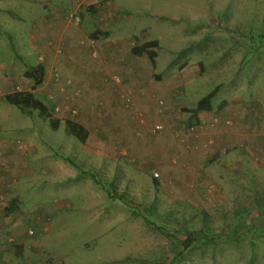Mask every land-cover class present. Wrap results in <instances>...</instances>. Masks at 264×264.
I'll return each mask as SVG.
<instances>
[{
  "label": "rangeland",
  "instance_id": "1",
  "mask_svg": "<svg viewBox=\"0 0 264 264\" xmlns=\"http://www.w3.org/2000/svg\"><path fill=\"white\" fill-rule=\"evenodd\" d=\"M111 2L122 24L128 25L121 34L158 41L153 50L154 73L165 78L168 95L172 80L180 78L178 91L168 96L169 104L157 101L161 111L171 112L168 123L135 109L128 94L117 102L124 111H132L133 118L120 114L110 118L103 97L96 99L89 114L86 106L81 111L70 103L56 104L52 87L60 83L57 71L56 81L53 71L48 77L44 72L40 82L25 75L37 67L35 55H25L23 47L31 40L32 18L46 11L38 4L28 11L21 0H0V62L4 66L0 83L8 77L5 89L0 84V133L16 146L21 143L22 150H27L24 142H34L59 157L67 154L70 160L83 153L82 161L75 159L76 180L60 188L38 181L34 184L40 193L30 190L38 198L32 204L39 205L40 200H57L58 204L46 221L42 246L31 256L37 260L25 264H264V145L256 147L257 141L264 143V0ZM117 35L112 33V37ZM145 55L131 57L142 78ZM114 61L125 63L122 55ZM98 83L94 80L91 85L97 88ZM214 88L211 110L193 119L185 110ZM99 90L94 95H100ZM20 93H32L46 105L53 120L60 117L61 124L67 120L64 117L80 122L90 131L92 149L81 150V143L66 134L63 124L52 130L36 111L23 114L4 99ZM221 124H234L235 133H244L247 142L255 135L258 139L249 149L215 146L213 133ZM156 125L164 130L152 132ZM166 131L182 143L192 138L189 149L193 152L203 154L215 146L220 155L217 173L212 175L207 169L210 173L205 178L189 183L187 193L195 199L175 197L174 182L157 172L163 167L153 138ZM239 160L246 164L243 170L236 168ZM94 193L101 201L93 199ZM26 229L32 232L26 234L31 237H27L29 244L35 245L41 229L29 224ZM191 232L192 243L184 249L181 244Z\"/></svg>",
  "mask_w": 264,
  "mask_h": 264
},
{
  "label": "crops",
  "instance_id": "2",
  "mask_svg": "<svg viewBox=\"0 0 264 264\" xmlns=\"http://www.w3.org/2000/svg\"><path fill=\"white\" fill-rule=\"evenodd\" d=\"M21 1L27 3L28 11L35 4L42 7V12L46 11L45 14L39 12L35 18H32L35 22H32L31 28L34 27V29L31 30L32 33H29V36L32 35L31 40H29V44L23 47H25V55H35V65L43 69V74L46 72L47 77L51 71H57L59 74V85L54 84L52 87L55 103L60 105L70 103L72 107L81 108V111L82 107L86 106L87 114H89L96 99L103 97L106 99L105 112L109 111L110 118L118 114L121 117H132L133 112L124 111L121 103L117 102L123 94H128L132 97L133 106L138 111V108H142L146 116L150 118H157L166 123L171 121V112L161 111L157 107V101L163 99L169 104L172 99H169L168 96L173 97V94L178 91L176 88L177 84H180V78L177 77V79L172 80L174 82L171 85L172 94L168 95L170 89L167 82H163L165 78L163 75L154 73L155 61V66L150 63L149 59L146 60L148 65L146 62H141L142 67L146 70L145 78L138 74L139 68L131 63L133 60L131 57L136 59L139 57L133 56L131 49L149 40H139L137 35L131 33L121 34L124 29L128 30V25L122 24V19L116 15L119 10L111 2L115 0ZM158 16L160 19L165 18L163 14ZM73 17H77L79 22L75 23ZM2 18L3 16L0 15V19ZM145 30L147 28H143L142 31ZM96 32L100 33L97 34V38H91ZM113 32L118 33V35L112 37ZM90 38L93 39L94 43H91ZM150 50L146 49V51ZM106 53L108 54L106 55ZM119 55L123 56L125 63L114 61V57ZM1 63L0 68L3 69V63ZM27 63L28 61L25 62V64ZM35 65H31V67ZM25 68L29 67L26 66ZM94 80L99 82L96 85L97 88L91 85ZM6 83H8V77L3 83H0L1 88L5 89ZM26 83L27 80L24 84ZM98 88L100 95L97 93L94 95L93 91ZM159 88L160 91H158ZM80 91L82 95L79 97L77 93ZM160 95L163 98H159ZM201 113L198 114L197 118ZM56 118L60 119V117ZM64 119L75 122L70 117H64ZM60 126H62L61 123ZM141 128L146 129L143 126ZM235 128L234 124L232 126L229 124L228 127L224 124L219 125L213 133L216 141L215 146L223 144L229 146L230 150L236 148L249 149V146L258 139V135H255L256 137L254 136L247 142L246 135L235 133ZM88 132L87 140L85 143H81V150L89 151L93 147V144L89 142L90 131L88 130ZM153 139L156 156L160 167L163 168H159V171H152L159 172L162 177L169 176L171 178L174 182V188L171 192L175 197L195 199V195L187 193L189 183L198 181L199 178H205L210 172L214 175L217 173V166L222 165L215 146L203 154L193 152L189 149L193 143L192 138L182 143L170 131H166L161 137ZM18 145L21 143H17L16 146L6 138L4 133H0V196L4 200L3 203H0V264H25L32 259L31 256L37 247L43 244L42 240L48 230L46 221L56 212L58 202L52 200L50 203H44L40 200L39 205L37 202L32 204L38 199H35L37 192L40 193V188H36L34 183L40 181L57 188H60L62 184L71 183L79 176L75 159L82 161L83 153L80 155L77 153V157L70 160L67 154L59 157L58 154H52L38 143L24 142L27 150H22ZM262 145L264 143L256 142L257 148ZM106 155L107 160H113ZM168 157H171L170 160ZM88 159L90 160V157ZM175 159L178 161L174 162ZM240 161L235 162V165L239 170H243L246 164L240 163ZM216 162L219 163L216 164ZM30 190L37 192L30 193ZM25 191L28 193H24ZM97 197H100L101 201V196L94 193L93 199ZM62 205L63 203L60 204L61 208ZM28 224L41 229L38 236L32 235L36 238L35 245L29 244L27 239L26 227ZM49 251L56 254L53 249H49Z\"/></svg>",
  "mask_w": 264,
  "mask_h": 264
},
{
  "label": "trees",
  "instance_id": "3",
  "mask_svg": "<svg viewBox=\"0 0 264 264\" xmlns=\"http://www.w3.org/2000/svg\"><path fill=\"white\" fill-rule=\"evenodd\" d=\"M97 34H100L99 32H96L94 35L91 36V38H97ZM90 38V39H91ZM93 40V39H92ZM158 46L157 40H149L142 44H139L138 46H135L131 49V54L133 56H141L142 54L146 53V56L148 57L150 63L155 66L154 59L156 57L155 51H153ZM146 49H151L150 51H146ZM27 77L36 78L38 81L41 80V77L43 76V71L39 67H34L32 70L30 69L28 73H25ZM158 78V76H157ZM40 82V81H39ZM216 93V88H214L212 91H210L207 95H205L203 98L197 101L196 105L193 108H189L185 110L186 112L190 113V116L193 119H196L197 115L200 112L203 111H210L211 105H212V99ZM5 101L14 107H16L21 113L23 114H30L31 111H36L38 116L42 119H45L48 121L49 126L52 130H56L59 128L60 120L57 119L53 120L50 113L48 112V109L44 103L41 101L35 99L32 95V93H20V94H11L7 95L5 98ZM64 126V130L68 136L74 137L76 140H78L80 143H85V141L88 138L89 132L88 130L83 127L81 124L76 123L70 119L64 120L62 122ZM13 202H15L13 200ZM29 231H27V234ZM194 233H188V236L186 237V240L182 242V247L184 249H188L192 243V236ZM30 237V236H29Z\"/></svg>",
  "mask_w": 264,
  "mask_h": 264
},
{
  "label": "built area",
  "instance_id": "4",
  "mask_svg": "<svg viewBox=\"0 0 264 264\" xmlns=\"http://www.w3.org/2000/svg\"><path fill=\"white\" fill-rule=\"evenodd\" d=\"M73 19L78 23L79 22V19L77 17H73ZM91 41V43H94V41L92 39H89ZM54 81H56V73L54 72ZM51 85L54 84V83H50ZM164 128L163 127H160L158 125L154 126V128L152 129V132H161L163 131ZM158 175L156 173L153 174V178H157ZM32 232H29V234H31Z\"/></svg>",
  "mask_w": 264,
  "mask_h": 264
}]
</instances>
